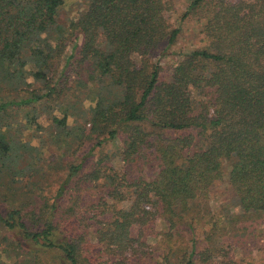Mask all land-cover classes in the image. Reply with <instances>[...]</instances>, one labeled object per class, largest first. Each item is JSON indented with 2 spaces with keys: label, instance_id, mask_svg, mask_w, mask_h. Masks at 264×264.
<instances>
[{
  "label": "trees",
  "instance_id": "trees-1",
  "mask_svg": "<svg viewBox=\"0 0 264 264\" xmlns=\"http://www.w3.org/2000/svg\"><path fill=\"white\" fill-rule=\"evenodd\" d=\"M65 1L0 0L1 88L19 91L15 98L0 96V157L13 149L3 128L10 110L49 100L58 91L55 61L69 43L67 35L76 33L77 43L82 37L78 62L89 64V82L106 80L94 94L93 129L112 139L123 130L125 161L152 144L159 171L151 180L130 182L118 174L107 176L99 160V167L85 174L91 178L87 182L79 177L85 176L84 163H79L71 166L48 214L39 209L29 218L14 201L6 210L0 207V245L6 244L0 248V264L11 259L39 264L40 253L51 251L59 254L60 264H85L88 234L115 264H127L139 244L133 228L150 222L156 212L170 230L182 220L188 225L193 237L184 242V264L208 261L213 256L208 250L228 234L231 223L264 214V0H190L181 20L198 22L205 44L181 53L168 79L160 63L149 58L163 45L172 47L181 32L171 23L174 0H87L68 27L59 22ZM29 64L33 68L26 69ZM27 72L40 89L28 82L22 88ZM55 120L65 123V118ZM169 131L189 134L163 136ZM77 177L79 183L108 177L105 197L117 204L132 199L130 205L116 206L111 216H106L108 209L98 210L88 225L85 215L74 211L70 228L63 230L57 218L60 198ZM217 181L230 185L232 194L224 220L210 216L209 230L203 232L208 245L198 254L195 224L204 217L199 206L209 201Z\"/></svg>",
  "mask_w": 264,
  "mask_h": 264
},
{
  "label": "rangeland",
  "instance_id": "rangeland-1",
  "mask_svg": "<svg viewBox=\"0 0 264 264\" xmlns=\"http://www.w3.org/2000/svg\"><path fill=\"white\" fill-rule=\"evenodd\" d=\"M189 1L174 0L175 9L172 12L171 23L181 28L176 43L167 50L163 45L149 58L153 63H160L161 75L166 79L180 61L181 53L203 47L205 44L199 31L200 24L193 18L181 20ZM86 5L87 0H66L59 13L60 24L68 27L70 21L78 18L85 10ZM67 38L69 43L64 53L55 61L56 76L61 78L58 91L53 92L49 100L28 107L13 108L7 117V125L3 127L13 149L6 157H0V207L6 210L14 206L12 204L14 201L18 203L16 205L26 210V213L29 212V218L38 215L39 209H43L47 214L51 211L50 205L57 198L58 190L73 165L84 163L85 175L91 174L99 167L96 165L99 160H104L103 171L107 176L115 177L118 174L130 182L142 178L151 180L159 171V160L152 144L145 145L139 153L125 161L121 152L125 148L126 133L120 129L118 136L112 139L101 129H93L89 118L96 103L94 94L99 85L104 86L106 80L98 83L89 82L87 72L89 64L79 65L78 62L81 59L78 51L82 37L78 39V43L76 33L72 37L70 34L67 35ZM140 59L137 57V61ZM32 65H27L26 69H30ZM79 71L82 75L78 74ZM25 77L26 81L22 88L27 87V82L32 84L30 88L42 87L28 72ZM1 86L0 83V96L3 98L11 99L19 94V91H8ZM63 118L65 123L62 124L55 120ZM187 134L189 131L163 132V136L169 137ZM100 141L102 143L98 144ZM79 177L87 182L91 180L87 175ZM79 177L74 179L72 186L67 188L65 195L60 198L61 208L57 218L62 219L60 226L63 230L70 228L69 222L74 211L84 214L88 225L94 222L98 210L108 209L106 216H111L112 209L116 206L130 205L132 199L117 204V199L105 197L108 177L91 183H79L81 182ZM231 194L230 185L217 181L211 189L209 201L201 202L199 215L204 217L195 224L194 237L200 240L196 253L204 254L208 243L203 240L205 236L203 232L209 230L208 220L214 214L224 220L223 210L227 207L225 204ZM146 207L156 211L151 206ZM207 210L213 214L209 215L206 213ZM233 211L236 215L239 212L236 208ZM159 214L156 212L150 222L133 228L132 233L139 238V244L133 257L126 261L127 264H184L182 262L184 242L193 237L188 232V225L183 226L182 220L178 226L170 230L166 220ZM83 228L94 231L91 226L87 227L84 224ZM228 229V234L216 238L218 240L212 248L216 250L214 252H211L212 249L208 250L213 254L211 259L206 262L195 260L196 264H264V214L240 217L231 223ZM88 237L91 243L83 245L86 249L85 264H115V258L112 259L106 252L104 253L97 240L93 237L91 239L90 234ZM5 245L2 243L0 248ZM39 256L42 259L39 264H60L57 252H42ZM7 264L19 263L11 259Z\"/></svg>",
  "mask_w": 264,
  "mask_h": 264
}]
</instances>
